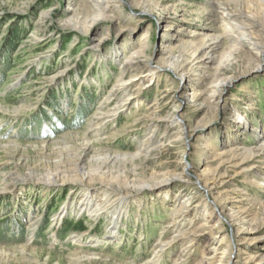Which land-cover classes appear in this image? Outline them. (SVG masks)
Masks as SVG:
<instances>
[{
	"label": "rangeland",
	"instance_id": "obj_1",
	"mask_svg": "<svg viewBox=\"0 0 264 264\" xmlns=\"http://www.w3.org/2000/svg\"><path fill=\"white\" fill-rule=\"evenodd\" d=\"M104 1L113 7L112 16L95 19L90 0H0V264H194L210 236L195 241L189 252L194 236L156 250L160 235H173L168 224L181 197L191 203L195 226L208 215L213 222L223 219L217 242L232 246L233 264H264V158L248 153L247 171L234 175L231 169L212 196L199 183L197 168L219 165L218 155L231 140L258 146L255 139L264 134V52L256 60L244 48L230 52L228 42L218 48L205 71L210 78L220 70L229 83L210 108L204 91L195 94L173 72L157 69L160 81L144 85L140 104L157 101L161 111L179 110L166 119L177 137L159 130L156 135L167 145L163 155H137L146 133L138 104L104 125L101 140L89 132L125 69L122 60L142 43L128 76L162 67L169 38L174 55H185V70H197L177 34L227 26L199 9L206 0ZM230 1L263 14L258 0ZM193 70L194 80L200 72ZM175 91L185 93L180 103L172 97ZM257 165L261 177L250 185L255 177L250 167ZM185 166L188 178L181 175ZM88 192L108 200L92 215L91 209L77 208ZM222 205L235 209L242 225L255 228L246 232V241L235 240L238 227L221 216ZM254 236L259 240L253 244ZM255 247L262 249L260 257L247 262Z\"/></svg>",
	"mask_w": 264,
	"mask_h": 264
},
{
	"label": "bare ground",
	"instance_id": "obj_2",
	"mask_svg": "<svg viewBox=\"0 0 264 264\" xmlns=\"http://www.w3.org/2000/svg\"><path fill=\"white\" fill-rule=\"evenodd\" d=\"M90 1L92 2L91 10L94 15L93 17L95 19L98 16H105V15L112 16V14L110 13L113 10V7L110 4L105 3L104 0H90ZM258 1L262 2L263 4V10H262L263 14L260 15V17L256 16L257 13L256 6H255L256 9L251 11V10H245V7L235 8L230 0H206L204 6L199 7V9L203 11H207L209 20H212L215 16H218L220 20L227 26V29H221L220 27H216V28L206 27V29H203L205 32L200 31L199 33V31L197 30L190 29L186 33L182 32L177 34V38L179 37L177 41L181 43L183 52L186 54L188 53L190 55V58L193 59L194 65L197 66V70L192 69L194 71L193 73L200 72V74H198L197 79L193 80L191 78L190 74L192 73L191 72L192 70L191 71L185 70V68L187 67L185 63L186 60H184L185 55L184 56L174 55V51H173L174 48L171 45L167 44L169 42L168 41L169 38L165 39L166 48L164 47L162 51V54L164 55L166 54L165 57L162 58L166 62L164 63V65H162V67H160L159 65H157L154 68L149 67L147 70L143 69L141 72L137 74V76L136 75L130 76V74L128 76V70L132 67V64L136 62L137 60L136 56L139 54V52L145 46V44L143 45L142 43H140L138 46L134 47V49L132 48L133 51L130 53L132 55L127 56L125 59L122 60L125 69L119 73L116 84L110 90L109 97L106 100L104 99V101L101 104V107H99L101 112H99L96 115V117L93 118L92 121L93 123H90L91 124L90 126H92V124H96V125L92 126L94 128L89 127L90 128L89 132L93 133V136L96 137L97 140H101L102 139L101 135L105 134L101 129L104 125L109 124L110 122L114 121L118 115H120L123 112L125 113L126 110H129L131 104L133 103L134 105L138 104L139 105L138 110L140 113L138 114V116L140 117V119L138 118V120H140L139 123L144 126L145 128L144 130H146V133L142 136L143 138L139 141V144L137 146L138 148L137 155H140L142 153L145 154L146 156L163 155L164 151H166L167 149V145L165 143V140L161 139V137H158L156 133H158L157 131L159 130H163V135L170 136V138L177 137V135L176 136L172 134L170 135L173 126H171L169 123H166V119L169 118L170 116L176 118L177 115L179 114V110L161 111L159 107L155 104L157 101L156 102L154 101L153 105H144V104L141 105L140 104L142 103L141 91L143 90L144 85L145 84H148V86L149 84L158 85L161 74L158 73L157 69L160 68L163 71V69L166 68L169 71L167 72L168 75L171 74L170 72H173L176 76H178V78L182 82H185L189 86H193V92L195 91V94L197 93V91L198 92L204 91V93L207 94V101H209V108L218 105L221 99L224 86H226L227 83H229L228 82L229 80L227 81L224 78L222 79L221 77H219L221 76L220 70H218L216 73L211 75L209 78V76L205 71V68H207L208 65L214 60L215 54L219 50L218 48H220L221 45L225 42L230 43V47H228L229 48L228 50H230V52H235L236 50L244 48L250 53L249 55L254 57V59L256 60L258 59L259 55H261L264 52V0H258ZM95 19H93L92 22ZM77 22L81 23L82 26L90 25L87 24L86 21L84 22L77 21ZM199 37L202 38L200 43L196 42V38ZM133 44L135 46V43ZM115 57H117V55H115ZM184 94L183 91L181 92L175 91L173 92L172 97H174L173 99H178L180 103V100L183 101L184 99ZM175 124H178V126H180L181 128H183L184 126L181 123H179V121H176V123H174L173 125ZM252 128L253 129L256 128L257 132L259 130V126L256 127L254 126ZM260 132H263V129L260 130ZM178 135L182 136L183 134L180 132V134ZM155 139H157L158 141H155ZM262 140H264V134L260 135L255 139V144L256 145L258 144V146L255 147L254 149L247 148L246 146L242 147V145L238 146L235 143L236 140H231L232 143L228 145L229 147L227 148V150L221 151L220 154L218 155V158L222 160L219 163V165H217L215 168H211V165L213 164L208 162V163H204L200 167H197L200 168V174L198 180L200 184L202 183L204 185V192L206 193V195L212 196L215 191L217 192L219 186L227 182L225 176L231 173L230 172L231 169L233 172L231 174L234 175L240 174V172L242 173L245 170L247 171L248 166L246 162L248 160V157L250 158V156L247 155L248 153L250 154L252 151H254L257 153L258 159H263L264 141ZM155 143H157V145ZM210 144H215V142L212 140L210 141ZM193 145L198 147L200 151L202 150L201 149L202 144L200 142H197L196 144ZM209 148L211 147L208 146L207 149ZM215 155L216 154H214L213 157H217ZM128 156L130 155L128 154ZM224 163L227 165H223ZM257 166L250 167V169H254L253 173L255 174V177L248 181L250 185L257 183L258 180L256 179L261 177V173L258 170V168H262V167H260V165ZM187 170L188 168L185 166L181 172V175H183V177L186 178L189 177L188 175L189 173ZM118 199L119 202H123L124 200L123 197ZM107 202L108 200L105 194L101 196L100 195L97 196L96 194H92L88 192V194H86V197L82 201L80 200V202L77 204V208H79V210L81 211L84 209H91L90 211L92 212L91 213L92 215L94 214L95 211H97L98 208H101L102 205L106 204ZM208 202L209 200L206 201V204ZM214 202L218 203L217 200H214ZM176 203H178L179 209H177L176 212L174 213L173 221H171L168 224V226H171L170 230L172 231L173 235L169 238L167 237V233H165L164 235H160L157 238V245H156L157 249L156 248L155 249L161 252L163 251V249L168 248L170 244H174L175 240L178 238L188 239L191 238V236L192 237L194 236L193 241L186 246V249H188L189 252L191 251L192 245L195 243V241L199 240V238L203 236L208 235L210 236V238L209 240L207 239L208 242L206 243V245L200 248L199 250L201 251L200 258L194 264H233L232 263L233 258L231 256L232 246H229V243H226L225 240L217 242V235H218L217 231L224 230L225 228L223 219L222 220L219 219L220 216H218L217 221L213 222L210 219V215H208L206 216V219L203 221L202 224L200 225L197 224L198 226H195L193 224L195 217H193L190 213H188V208L191 206L190 205L191 203L186 199H184L183 197L179 198L176 201ZM233 210L235 209H233L232 207L227 208L223 205L220 206L221 216L226 217L232 226L236 225L238 227L237 233L236 234L234 233L233 236L235 237L236 241L241 242L245 240V238H247L246 234L255 228L252 227L250 228L246 225H242L243 221H241L239 217H234ZM64 211L67 212V208H65ZM202 214L205 215V212ZM185 239H183L184 241L183 245L187 243ZM258 240L259 237L254 236L252 237L251 243L254 244L258 242ZM238 250L240 251L241 249L239 248ZM247 253H248L247 255V262H248L250 260H255L258 257H260L262 253V249L255 247L252 251ZM179 256L174 259V263H177L179 259L182 260L183 259L182 257L184 255H182L181 257Z\"/></svg>",
	"mask_w": 264,
	"mask_h": 264
},
{
	"label": "trees",
	"instance_id": "obj_3",
	"mask_svg": "<svg viewBox=\"0 0 264 264\" xmlns=\"http://www.w3.org/2000/svg\"><path fill=\"white\" fill-rule=\"evenodd\" d=\"M15 46V45H14Z\"/></svg>",
	"mask_w": 264,
	"mask_h": 264
}]
</instances>
